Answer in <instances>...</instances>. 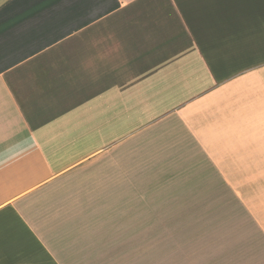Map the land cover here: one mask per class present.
Here are the masks:
<instances>
[{"label": "crops", "instance_id": "crops-1", "mask_svg": "<svg viewBox=\"0 0 264 264\" xmlns=\"http://www.w3.org/2000/svg\"><path fill=\"white\" fill-rule=\"evenodd\" d=\"M0 69V264H264V0H0Z\"/></svg>", "mask_w": 264, "mask_h": 264}, {"label": "rangeland", "instance_id": "rangeland-1", "mask_svg": "<svg viewBox=\"0 0 264 264\" xmlns=\"http://www.w3.org/2000/svg\"><path fill=\"white\" fill-rule=\"evenodd\" d=\"M137 117L138 116H136V118ZM126 138H127V136L121 137L120 140H119L120 144L123 143L124 141H126ZM134 144H135V150H136L135 152H136V154L140 153L141 150H142L141 143L136 141ZM138 150H140V151H138ZM150 217H151V215H150ZM184 217H186V216L184 215ZM148 221H151V220H148ZM153 228L154 227H146V234L150 233L149 231H151ZM217 228H220V227H217ZM191 229L192 228H189V227H187V225H185L183 227L184 236L185 235L189 236L191 234ZM215 229H216V227H214V226L213 227H209V228L206 227V226L196 227V236H197V238L199 240L198 241V249H199V252H200V256H204V255H206V253L209 255V257L211 258V263L210 264H223V260H222V256H221L222 255V246H223L222 241L215 242V243L212 242L213 237L217 236L219 234V232H220L219 231L217 235L216 234L214 235ZM154 231H156V233H157V228H154ZM208 239H209V241H208ZM189 244H190L189 242L188 243H184L183 244L184 248L186 246L189 247ZM214 244H216V247L214 246ZM151 249L156 250V252H158V249H159L158 248V244L157 243H151ZM202 251H204L206 253H204ZM200 263L201 264L202 263L206 264V262H205V260H203V258H200ZM146 264H147V260H146ZM150 264H158L157 257L156 258H152Z\"/></svg>", "mask_w": 264, "mask_h": 264}, {"label": "snow or ice", "instance_id": "snow-or-ice-1", "mask_svg": "<svg viewBox=\"0 0 264 264\" xmlns=\"http://www.w3.org/2000/svg\"><path fill=\"white\" fill-rule=\"evenodd\" d=\"M0 71H2V69H0ZM0 207H2V206H0Z\"/></svg>", "mask_w": 264, "mask_h": 264}]
</instances>
